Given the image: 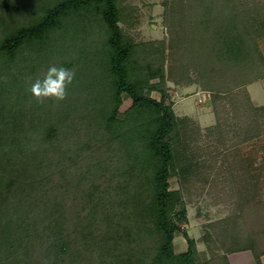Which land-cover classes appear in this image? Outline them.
Wrapping results in <instances>:
<instances>
[{
    "label": "trees",
    "instance_id": "obj_1",
    "mask_svg": "<svg viewBox=\"0 0 264 264\" xmlns=\"http://www.w3.org/2000/svg\"><path fill=\"white\" fill-rule=\"evenodd\" d=\"M195 2V16L180 2L173 18L164 0L167 39L135 41L125 34L121 11L132 14L136 6L123 0H25L28 16L42 18L30 27H0V61L15 60L24 40L47 32V40L64 44L58 56L72 62V71L87 74L85 86L71 85L64 100L37 103L31 92L7 94L2 78L15 65L0 64V156L6 155L0 164V264H229L227 253L253 245L232 235L234 214L222 235L225 252L200 260L195 239L181 227L184 201L169 189L170 167L185 186L199 182L184 151V118L164 102L165 74L189 83V76L173 74H188L184 62L197 61L194 54L202 69L219 67L222 50L243 58L247 47L255 56L256 36L264 33V11L244 8L239 17L238 0ZM56 26L62 29L57 34ZM97 60L103 73L96 74L95 64L88 73ZM152 90L159 99L149 95ZM123 93L131 104L120 112ZM262 187L250 188L249 197ZM259 200L264 196L257 206ZM257 206L248 217L261 215ZM175 232L186 240L184 251L173 250Z\"/></svg>",
    "mask_w": 264,
    "mask_h": 264
},
{
    "label": "rangeland",
    "instance_id": "obj_2",
    "mask_svg": "<svg viewBox=\"0 0 264 264\" xmlns=\"http://www.w3.org/2000/svg\"><path fill=\"white\" fill-rule=\"evenodd\" d=\"M22 1L25 4V0ZM45 1L47 4V0ZM238 1L240 4L237 5L236 9L242 10L239 17L242 16L244 8L245 11L250 14L256 11H264V0ZM6 2V0H0V27L2 30L7 27V25L9 29H13L12 27L16 26L17 28L30 27L36 23L34 21L37 20L38 22L42 18V16H33L30 18L27 14V11H29L28 4L24 5L21 2L19 5L15 3V7H11ZM35 2H37V0H35ZM163 2L164 0H123L125 4H132L129 6H136H133L132 14L130 13V9L129 11L127 8L125 10L122 9L121 13H123L125 17L119 21V25L122 27L123 32L135 41L161 38L167 39L168 30L165 25L167 18L164 15L166 11L164 10L165 5ZM167 2L169 4V9L170 7L174 9L172 14L173 18L176 16V13H178L176 8L179 7L180 2L185 6V13H187L189 17H193L198 13L195 9L198 5L195 0H167ZM219 3L220 0H215V4ZM253 6L255 8H253ZM192 11L194 12L190 13ZM168 14L170 16L169 12ZM60 31H62V29H60L59 26H56L53 30L56 34ZM50 32L52 33V31ZM50 32L48 34H50ZM46 35L47 32H42L40 40H24L21 44V47H23L21 49L19 47L17 50L16 56L14 57L15 60L10 58L6 60L4 58V61H0L2 65L7 64L12 66L9 62L15 65L14 71H12L13 74H5L2 78L3 85L1 87L5 89L7 94L11 92L12 94H17L18 91L30 92L32 83L37 79H43L48 68L51 66L65 67L70 70L74 69L70 66L72 63L71 61L69 62V60L63 59L60 55L58 56L57 51L63 50L62 45L64 44H60L57 47L56 44L59 43H54L53 40H47V38H45ZM213 37L215 38V36ZM256 37L257 42L255 45L258 49V53H256L255 56L253 54L254 52H251L253 49L250 50L247 47L246 50L242 49V53L240 52V57L244 56L243 58H239L238 55L232 57H228V55L225 56V52L222 50L223 58L219 67L214 66V69H208L207 67L206 69H202V61L198 62L199 56L197 57L194 54L193 58L197 61L194 63L189 60L184 62L188 64V74H173L176 78H187V76H189V78H191L189 83L175 81L171 75L166 76L165 74L164 85H160L165 90L164 102L170 104L174 113L179 118H184L185 134L182 138L185 143L184 151L190 159H192L191 167L193 171L195 170L194 173L198 174V176H195L191 173L199 182L197 188H191V186L182 184L175 169L170 167L168 182L169 189H177L184 201L187 221L185 223L182 222L181 227L187 231L190 237L195 239L196 248L200 260L202 261L211 258L216 259L218 255L225 252V250L222 249V235L224 229H227L228 220H231V215L234 214L237 216L232 217L236 224V233H232V235L238 237L239 235L243 236V234H245L246 237L243 239L238 237L241 239L240 241L242 243L251 242L250 240H252L251 244L253 243V245L256 241H260L264 244V235H261V237L256 240L254 238V233L249 232L250 230H254L256 226L252 225L256 224L258 221L255 232L261 233L259 227L264 225V217L260 215L259 218L256 219V214L248 217L249 213L252 214L255 206H257V200L264 196V190L257 189L255 197L250 198L248 188H250L253 183L255 184L258 178L264 177V175H255L254 173L246 174L247 169H245L244 164L246 156L253 153L255 145L261 143L259 139L262 138L260 136L256 138L253 136L249 137L245 134L248 127L254 124L255 111L248 105V99L241 87L245 80L255 75L253 74L255 71L260 70L259 64L255 63L251 66L249 62L251 59H257L260 53L258 42L264 37V33ZM198 38L200 39L201 37ZM197 45L199 46L198 43ZM39 47H41L40 50ZM223 47L224 46H222V48ZM251 47L253 46H250V48ZM213 51H215L214 48ZM164 52H167V50H164ZM247 52L250 53L247 54ZM184 55L183 52L181 56L183 57ZM98 57L99 54L96 55L97 59ZM234 59L238 62L235 65L232 62ZM243 59H245V61L242 62L241 60ZM100 60L95 62L92 61V64L89 66V69L92 71H88V73L93 74V71H95L94 64L96 69L98 68V71H100L96 74L103 73ZM4 70L8 71L9 69ZM9 76H11V81H7ZM86 76L87 74L75 73L71 85H77L78 87L85 86L87 81ZM152 80L157 81L158 78ZM15 83H17V85H15ZM71 85L67 87V91ZM229 89H233V91L231 90L228 92ZM221 90H224V92L222 93ZM149 95L156 99L160 98V92L158 90L150 91ZM214 99L216 100V109L214 108ZM130 104V97L123 93L119 111H125ZM217 115L220 119V125L217 123ZM4 152L5 151L2 150V153ZM11 155L16 154L14 152ZM5 156L4 154L0 156V164L2 158H5ZM250 161L255 166V163L260 161V159H250ZM231 177L235 180L232 184ZM258 204L257 209L261 211L264 205H261L260 200ZM241 217L249 219L251 226H249L248 229L239 224V220L237 219ZM229 245L228 243L227 247ZM254 246H256V244ZM249 247L256 250L252 245H249ZM256 247L259 252L258 245ZM185 249L186 240L184 236L181 232H175L173 250L175 252H180ZM246 254L248 255V253H245L244 256H246ZM231 259L232 264H240V261L235 259V256H232Z\"/></svg>",
    "mask_w": 264,
    "mask_h": 264
},
{
    "label": "crops",
    "instance_id": "obj_3",
    "mask_svg": "<svg viewBox=\"0 0 264 264\" xmlns=\"http://www.w3.org/2000/svg\"><path fill=\"white\" fill-rule=\"evenodd\" d=\"M260 53L255 59L256 64L260 65V70L255 71L252 77L250 79L245 80L242 87V91L248 96V105L253 108L255 111V117H254V124L251 127H248V129L245 131L246 136H253L254 138L260 136L262 139H259L261 143L255 145V149L253 150V153L246 156L245 159V169H247L246 174H260L264 175V37L258 42ZM263 121H262V120ZM258 141V140H257ZM239 155V154H238ZM235 157V156H234ZM241 157V155H240ZM233 158V157H232ZM250 159H260L257 163H255V166L252 164ZM252 170V171H250ZM253 186H263L261 190H264V179H259L255 184L253 183ZM250 187V188H254ZM248 188V189H250ZM261 205H264V200L261 201ZM261 215L264 217V207ZM260 215L257 216L256 219L259 218ZM246 225L245 228L248 229L250 224V221L247 220L246 217H244ZM262 219V217H261ZM264 219V218H263ZM258 221L256 224H253L252 226H256L254 230H250L249 232L254 233V238L258 240L261 235H264V225L259 227V231L261 233H256L255 229L257 228ZM238 237L244 238L246 237L245 234L239 235ZM239 238V239H240ZM241 240V239H240ZM255 241V240H253ZM264 242V241H263ZM243 244V243H240ZM258 245L259 252L257 250ZM254 245H252L256 250H253L252 248L248 247H241L240 249H235L227 253V260L229 264H232V256H235V259H238L240 261V264H264V251H262L264 244H262L260 241H256ZM263 245V247H261ZM261 247V248H260ZM264 250V249H263ZM245 253H248V255Z\"/></svg>",
    "mask_w": 264,
    "mask_h": 264
},
{
    "label": "clouds",
    "instance_id": "obj_4",
    "mask_svg": "<svg viewBox=\"0 0 264 264\" xmlns=\"http://www.w3.org/2000/svg\"><path fill=\"white\" fill-rule=\"evenodd\" d=\"M75 73L65 67L51 66L43 79L35 80L30 92L37 103H43L45 99L53 98L62 101L67 96V87L72 84Z\"/></svg>",
    "mask_w": 264,
    "mask_h": 264
}]
</instances>
